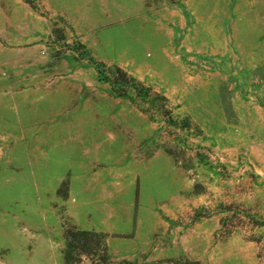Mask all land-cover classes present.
Instances as JSON below:
<instances>
[{"label": "rangeland", "instance_id": "obj_1", "mask_svg": "<svg viewBox=\"0 0 264 264\" xmlns=\"http://www.w3.org/2000/svg\"><path fill=\"white\" fill-rule=\"evenodd\" d=\"M0 264H264V0H0Z\"/></svg>", "mask_w": 264, "mask_h": 264}, {"label": "trees", "instance_id": "obj_2", "mask_svg": "<svg viewBox=\"0 0 264 264\" xmlns=\"http://www.w3.org/2000/svg\"><path fill=\"white\" fill-rule=\"evenodd\" d=\"M94 64L96 65V69L101 76L103 69L100 68V65H98L96 62H94ZM68 236L71 237L75 243H81L80 248H82V250H84L86 254L93 255L97 252L98 249L103 248L102 250H105L106 248L102 237L94 232L77 230L76 232H71V234L69 233ZM71 246L73 247V245L69 243V247ZM68 257L70 258L69 253ZM99 260L105 261V257H101Z\"/></svg>", "mask_w": 264, "mask_h": 264}]
</instances>
